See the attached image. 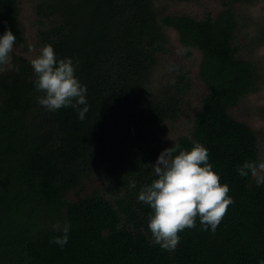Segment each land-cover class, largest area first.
<instances>
[{
	"label": "trees",
	"instance_id": "1",
	"mask_svg": "<svg viewBox=\"0 0 264 264\" xmlns=\"http://www.w3.org/2000/svg\"><path fill=\"white\" fill-rule=\"evenodd\" d=\"M216 1L214 13L205 6L196 18L163 12L155 0H39L37 51L27 58L17 51L24 43L20 0H0V36L10 30L16 37L10 64L0 66V264L264 260V183L237 171L259 163L258 139L235 112L264 83L255 56L264 46V12H248L256 0ZM169 30L185 57L199 53L195 75L205 87L183 130L172 122L188 115L195 80L189 68L161 62L170 53ZM46 44L57 59L76 64L87 88L83 120L71 107L49 111L38 103L43 93L35 90L30 61ZM160 63L170 72L156 80ZM258 113L264 119V106ZM174 143L208 150L233 203L214 232L197 218L169 251L154 242L151 209L138 193L155 178L150 165ZM65 224L61 248L50 240Z\"/></svg>",
	"mask_w": 264,
	"mask_h": 264
},
{
	"label": "clouds",
	"instance_id": "2",
	"mask_svg": "<svg viewBox=\"0 0 264 264\" xmlns=\"http://www.w3.org/2000/svg\"><path fill=\"white\" fill-rule=\"evenodd\" d=\"M15 44L16 37L10 30L0 36V66L10 64ZM30 63L35 90L43 93L37 97L38 103L49 111L71 107L83 120L89 111L87 88L76 78L73 60L57 59L53 47L46 44ZM150 167L155 178L143 186L138 200L151 209L147 227L154 242L162 249L174 250L180 240L179 233L194 228L197 218L203 230L210 228L214 232L233 199L228 195V185L222 184L213 171L208 150L200 143H194L188 150L174 143L164 149ZM237 171L241 176L251 173L257 184L264 183V162H245ZM135 186L134 181L129 185L130 188ZM69 229L70 225L65 224L61 229L63 235L53 237L50 243L63 248L68 242ZM260 264H264V260Z\"/></svg>",
	"mask_w": 264,
	"mask_h": 264
},
{
	"label": "rangeland",
	"instance_id": "3",
	"mask_svg": "<svg viewBox=\"0 0 264 264\" xmlns=\"http://www.w3.org/2000/svg\"><path fill=\"white\" fill-rule=\"evenodd\" d=\"M39 0H20V20L24 43L20 49L17 51L24 55L27 58L34 57L37 49L34 46V33L35 25L34 20L36 17L35 5ZM157 8L160 7V10L163 12H177V13H187L195 16L196 18L200 17L202 9L207 6L214 13L218 7L219 2L216 0H194L192 2H177L174 0H155ZM249 13L257 14L264 12V0H256L248 7ZM263 10V11H262ZM169 48L170 53L163 57L162 61H169L172 64L176 65V68H179L180 65L185 66L190 69L191 76L195 80L194 90L190 95L189 99V113L182 112L178 119L173 124V129L183 130L191 122L189 116L193 114L195 108L198 105V100L200 95L205 92V87L196 79L195 71L197 63L199 61V53L195 52L193 56L185 57L183 55V49L180 47L177 34L174 30H169ZM256 58L262 64V75L264 78V46H261L257 49L255 54ZM180 64V65H179ZM169 66L164 67L161 63L154 71V76L156 80L162 78L164 73L169 74ZM264 106V83L261 86V89L254 94H251L244 98L237 109H235L237 114L241 115V118L246 120L256 131L258 139V153H259V163L264 162V119L258 113V107ZM175 126V127H174ZM159 138L160 133L153 132Z\"/></svg>",
	"mask_w": 264,
	"mask_h": 264
}]
</instances>
